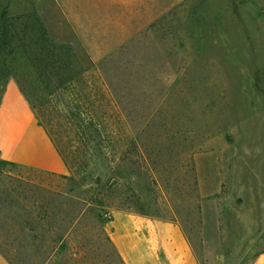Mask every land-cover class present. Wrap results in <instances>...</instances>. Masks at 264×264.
I'll list each match as a JSON object with an SVG mask.
<instances>
[{"label": "rangeland", "instance_id": "1", "mask_svg": "<svg viewBox=\"0 0 264 264\" xmlns=\"http://www.w3.org/2000/svg\"><path fill=\"white\" fill-rule=\"evenodd\" d=\"M1 8L35 9L51 35L94 63L82 104L103 112L107 126L120 122L125 134L114 139L141 142L147 162L156 163L157 185L155 202L150 191L139 200L176 221L201 262L204 216L212 251L257 246L264 233V0H0ZM107 172L96 158L85 175ZM89 180L70 192L61 175L0 164V202H20L34 216L33 202H72ZM111 210L94 206L84 232L100 234L95 216L106 220ZM16 212L0 207V247L17 263L25 255L12 242L17 232L1 228ZM88 256V264H119L95 244Z\"/></svg>", "mask_w": 264, "mask_h": 264}, {"label": "trees", "instance_id": "2", "mask_svg": "<svg viewBox=\"0 0 264 264\" xmlns=\"http://www.w3.org/2000/svg\"><path fill=\"white\" fill-rule=\"evenodd\" d=\"M93 67L94 63L82 50L51 35L35 9L19 14L8 8L0 9V87L4 91L10 80L18 86L66 165L70 175L61 177L72 183L69 191L82 187L90 177L87 189L83 188L80 195H70L72 202H54L51 206V202H33L32 207L38 209L34 216L20 202H0L2 208L17 209L9 219L11 223L4 221L1 228H15L17 235L12 239L15 250L25 252L16 263L0 247L10 264H88L93 244L106 248L123 264L104 229L107 219L96 214L100 230L97 236L84 232L87 213L94 206L172 220L160 214L159 208L150 211L153 206L139 200L144 191H150L155 202L157 185L150 167L155 169L156 163L151 158L147 162L141 142L125 136L114 139V133L125 134L120 122L107 126L101 120L103 112L82 104L86 98L82 93L87 78L84 74ZM106 79L105 76V83ZM61 127L66 136L62 135ZM144 130L145 127L135 128L134 133ZM96 158L108 165L104 178L85 175ZM0 164L6 165L1 161ZM141 179L145 184H140ZM193 185L196 189L195 180ZM113 197L116 202L111 200ZM0 199L5 201V197ZM195 206L200 212L198 202Z\"/></svg>", "mask_w": 264, "mask_h": 264}, {"label": "crops", "instance_id": "3", "mask_svg": "<svg viewBox=\"0 0 264 264\" xmlns=\"http://www.w3.org/2000/svg\"><path fill=\"white\" fill-rule=\"evenodd\" d=\"M0 161L36 172L65 175L66 165L40 126L18 86L9 81L0 99ZM203 205V213H204ZM219 239V220L212 222ZM203 220V262L192 248L182 227L173 220L113 209L104 222L123 264H264V233L255 237L257 246L232 253L213 250ZM220 243V242H219ZM222 245V244H220ZM0 264H10L0 252Z\"/></svg>", "mask_w": 264, "mask_h": 264}]
</instances>
